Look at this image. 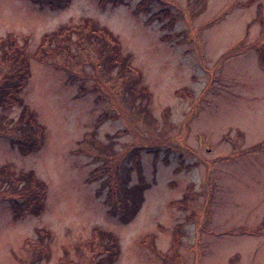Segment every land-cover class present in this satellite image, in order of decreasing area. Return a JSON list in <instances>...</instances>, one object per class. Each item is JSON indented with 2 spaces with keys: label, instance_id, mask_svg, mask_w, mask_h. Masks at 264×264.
Masks as SVG:
<instances>
[{
  "label": "rangeland",
  "instance_id": "obj_1",
  "mask_svg": "<svg viewBox=\"0 0 264 264\" xmlns=\"http://www.w3.org/2000/svg\"><path fill=\"white\" fill-rule=\"evenodd\" d=\"M50 1L0 0V264H264V0Z\"/></svg>",
  "mask_w": 264,
  "mask_h": 264
},
{
  "label": "trees",
  "instance_id": "obj_2",
  "mask_svg": "<svg viewBox=\"0 0 264 264\" xmlns=\"http://www.w3.org/2000/svg\"><path fill=\"white\" fill-rule=\"evenodd\" d=\"M53 1H55V0H51L50 2L53 3ZM110 1L113 4H117L122 0H110ZM92 28H93V26L91 27V22H89L88 24L79 25L78 28L76 27V31L79 33V35H81L85 38L87 37L88 34H90V36H92L93 35L92 32L100 33V32H98V30L92 29ZM58 32H60V31H58ZM68 33H65L64 35H62V39H65L64 42H66L68 40V38L66 37ZM104 34L107 35V32H104ZM100 37H101V35H100ZM12 46H14V47L11 48ZM24 48H25L24 46L23 47L19 46L16 39L11 35L9 37L4 38V39H0V55H1L2 60L11 62V61L15 60V58H16V61H17L14 64H13V62L9 63L8 68L5 70V72L0 74V106L7 105V104H10V103L16 102V101L17 102L21 101L20 100L21 98L18 95V91L22 87H24V83L28 77V72H29V67H28V62H27V54H26L27 52H26V49H24ZM96 55H97V53H96ZM103 58H104V56L100 57V55H99V57H98V55H97V60L100 61L98 63L99 67H101V63H102ZM117 59H118L117 60L118 62H121V65L124 63L119 58H117ZM19 63H22L21 66L16 67ZM125 65H126V63H125ZM125 69H126V67H125ZM0 71H2V70H0ZM27 109L28 108L26 107L25 112L23 113L24 117H29V113H28ZM3 120L2 119L0 120V124L4 123L5 125H8V126L11 125V120L6 119V121H5V118H3ZM2 121H3V123H2ZM31 122H32V125L34 126V128H37V129H34V128L32 129V130H34L33 134L37 137V134L39 131L38 126L36 125L35 121L32 118H31ZM20 124H17V122H12L11 133H9L8 136L12 139V141L15 144L17 143L20 146V148L22 149L23 152H30L31 148L35 149L37 147V145H38L37 140L38 139L37 140L32 139V134L30 136L29 135L30 133H27L26 131L23 130L26 126H21ZM22 135L30 137L31 141L30 142L24 141L23 139H21ZM32 141H34L33 144H32ZM259 145L262 146V143ZM137 155H138V152H136V150H135V157ZM21 179H22V177H20V179L16 178L18 183H20ZM38 188H36V189L39 190ZM24 190L26 191L25 187H24ZM115 192H116V194H114L113 197L116 199L117 208H120L121 212L123 213L121 215L122 221H124V222L130 221L136 214V207L133 205L136 202L134 200L135 199L134 195L132 196V199H131L132 203H131V201H129L130 200L129 191L124 192L122 194V188H119ZM29 195L30 194L28 192L27 193L24 192V194L21 196V199L23 201V203H21L22 208L30 207L32 205V202L35 201L34 198H37V199L39 198V195L35 190H33L31 192L30 196ZM110 196H112V195H110ZM32 197H34V198H32ZM10 200L12 203L16 204L15 198H12ZM97 231L98 232H96L97 234L94 235L93 239H99L101 237H105L104 232L100 234L99 230H97ZM106 237L112 239V242L114 244H116V240L113 238V235L110 232L108 234H106ZM32 253L33 252L31 251L30 255ZM112 256L113 255L110 253L109 258H111ZM110 261H111V259L109 260V263H110ZM26 264H28V263H26Z\"/></svg>",
  "mask_w": 264,
  "mask_h": 264
}]
</instances>
